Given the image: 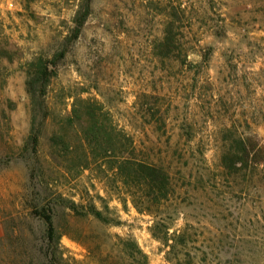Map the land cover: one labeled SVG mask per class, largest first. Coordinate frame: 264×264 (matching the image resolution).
<instances>
[{"label":"rangeland","instance_id":"obj_1","mask_svg":"<svg viewBox=\"0 0 264 264\" xmlns=\"http://www.w3.org/2000/svg\"><path fill=\"white\" fill-rule=\"evenodd\" d=\"M83 1L0 0V264H264V161H222L264 146V0H89L74 38ZM61 49L33 117L26 64ZM77 99L168 173L167 200L139 210L151 191L67 126Z\"/></svg>","mask_w":264,"mask_h":264},{"label":"trees","instance_id":"obj_2","mask_svg":"<svg viewBox=\"0 0 264 264\" xmlns=\"http://www.w3.org/2000/svg\"><path fill=\"white\" fill-rule=\"evenodd\" d=\"M90 10L89 0H84L79 6L74 19L72 33L76 38L88 16ZM65 49L56 52L52 58H44L39 56L26 64V80L25 90L30 100L31 112L34 117L35 107L43 104V99L46 96L50 80L55 75V67L57 62L65 55ZM8 51L0 50V57H6ZM67 126L77 123L80 125L84 146L91 154H96L97 157L104 159L107 163H113L114 168L120 175L125 184L136 181L150 190L152 198L150 204L141 202L133 203L140 211H150V205L160 204L167 200L170 186V177L168 173L161 167L146 163L136 158L134 149L130 140L115 126L109 122L106 112L95 101L91 99L74 100L71 106L70 115L65 119ZM62 128L55 131L52 142L57 144V139H61L63 151L70 152V144L65 142ZM59 142V144H60ZM264 146L249 138L238 137L233 141L231 148L224 154L222 161L225 168H231V164L237 162L239 166L245 167L247 164H258L264 161L262 155ZM230 163V164H229ZM75 214H79L75 206L69 208ZM93 214L100 218L98 212ZM49 230L50 219L46 222ZM132 258V255L130 256ZM143 264L147 263L145 255L141 256ZM176 264H195L192 259L188 258L179 261Z\"/></svg>","mask_w":264,"mask_h":264}]
</instances>
